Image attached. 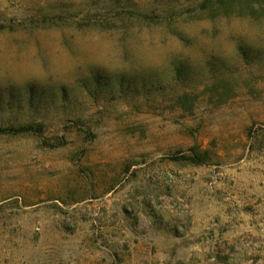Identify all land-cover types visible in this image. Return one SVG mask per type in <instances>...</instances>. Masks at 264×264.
I'll return each mask as SVG.
<instances>
[{
    "label": "rangeland",
    "instance_id": "1",
    "mask_svg": "<svg viewBox=\"0 0 264 264\" xmlns=\"http://www.w3.org/2000/svg\"><path fill=\"white\" fill-rule=\"evenodd\" d=\"M225 3L0 0V264H264V0Z\"/></svg>",
    "mask_w": 264,
    "mask_h": 264
},
{
    "label": "trees",
    "instance_id": "2",
    "mask_svg": "<svg viewBox=\"0 0 264 264\" xmlns=\"http://www.w3.org/2000/svg\"><path fill=\"white\" fill-rule=\"evenodd\" d=\"M237 1L240 2L241 4L250 5L252 7L256 2H258V0H237ZM219 3H220L219 5L221 6H226L225 0H219Z\"/></svg>",
    "mask_w": 264,
    "mask_h": 264
}]
</instances>
